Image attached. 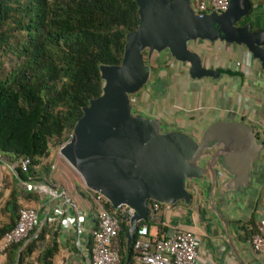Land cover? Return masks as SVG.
<instances>
[{"label":"water","instance_id":"obj_1","mask_svg":"<svg viewBox=\"0 0 264 264\" xmlns=\"http://www.w3.org/2000/svg\"><path fill=\"white\" fill-rule=\"evenodd\" d=\"M136 3L139 24L126 35L120 65L100 67L102 94L84 108L59 149V155L78 173L87 190L101 194L113 209L126 206L134 210L125 232L128 243L139 224L147 220L151 202L189 204L187 182H201L208 172L214 187L217 179L213 165L218 161L219 172L233 177L230 186L246 187L258 153L264 148L253 128L242 122H214L196 142L178 131L164 132L158 121L134 115L129 102V96L137 94L150 78L151 68L143 60L145 50L149 58L167 53L187 64L194 80L218 76L205 69L189 48L198 40L243 45L264 68V31L252 32L248 25H237L248 16L250 0H230L225 13L205 16L195 13L192 0ZM207 154L210 161L204 160Z\"/></svg>","mask_w":264,"mask_h":264},{"label":"crops","instance_id":"obj_2","mask_svg":"<svg viewBox=\"0 0 264 264\" xmlns=\"http://www.w3.org/2000/svg\"><path fill=\"white\" fill-rule=\"evenodd\" d=\"M250 3L251 10L241 23L248 25L252 32L264 31V0H250ZM189 48L200 57L205 69L217 72L218 76L191 79L187 64L175 61L167 53L155 54L149 81L135 95L131 105L134 115L158 121L164 132L178 131L196 142L214 122H242L252 127L257 142L264 144V127L260 124L264 114V68L260 61L243 45L218 40H198L190 43ZM204 160L210 161V155L207 154ZM0 170L5 173L0 192L3 194L2 207L13 188L25 190L15 173H9L1 166ZM213 170L217 179L214 187L209 172L201 182H187L191 194L189 204L180 201L174 205H160L156 220L146 224L150 237L167 238L174 231L199 236L202 241L196 264H264V258L249 246V231L245 229L250 219L255 225L258 212L264 206V148L258 153L246 187L230 186L228 182L233 177L219 172V161L213 165ZM55 187L65 191L81 214L78 247L74 244L75 227H64L62 218L55 217L59 201L50 204L47 197L35 193L31 194L32 198L18 197L17 201L38 211L40 229L44 224L47 226L48 234L42 246L52 242L57 244L53 264H88V247L97 227L95 211L92 205L89 210L79 209L65 188ZM67 212L73 215L72 209ZM4 214L9 216L8 222L11 219L15 222L16 214L10 206ZM39 254L40 250L36 249L31 256L38 257Z\"/></svg>","mask_w":264,"mask_h":264},{"label":"trees","instance_id":"obj_3","mask_svg":"<svg viewBox=\"0 0 264 264\" xmlns=\"http://www.w3.org/2000/svg\"><path fill=\"white\" fill-rule=\"evenodd\" d=\"M138 24L136 0H0V58L11 54L19 62L0 78V153L30 160L26 173L16 169L20 180L55 186L43 177L50 168L37 167L49 156L52 144L62 145L69 138L84 108L101 96L100 67L120 65L126 35ZM14 31L23 37L13 44ZM31 194L13 188L4 200L0 239L15 224L8 222L6 207L17 218L22 206L18 197L28 199ZM105 206L113 210L108 203ZM149 223L147 218L139 226ZM245 226L248 236L256 231L252 219ZM127 229L128 223H121L120 258L123 264H134ZM34 233L21 251V245L8 248L3 264H26L36 249L39 264H53L57 244L42 246L47 226L32 237Z\"/></svg>","mask_w":264,"mask_h":264},{"label":"built area","instance_id":"obj_4","mask_svg":"<svg viewBox=\"0 0 264 264\" xmlns=\"http://www.w3.org/2000/svg\"><path fill=\"white\" fill-rule=\"evenodd\" d=\"M193 9L198 16H205L211 13H225L230 6V0H192ZM135 100L132 98L130 103ZM264 127V114L260 120ZM0 166L9 173L21 169L26 173L30 166L28 158L14 160L0 153ZM54 168V167H53ZM5 173L0 170V192L4 185ZM20 181L22 189L32 192L38 196L47 197L50 201H59L55 209V217L62 218L64 227L73 225L76 232L75 246L80 243L81 214L74 203L66 196L64 190L39 184L33 181ZM89 198L94 205L97 227L92 232L91 247L89 250L88 264H123L120 258L121 244L119 234L121 223H128L134 217V210L121 206L118 209L109 211L106 209L107 200L99 193L87 191ZM1 200V199H0ZM109 204V203H108ZM73 210V215L67 212ZM160 204L151 202L149 204L148 219L150 222L156 220ZM48 222V217L46 218ZM1 224V221H0ZM40 220L38 211L28 205H22L18 212L15 224L0 239V264H3L5 251L13 245H21L19 251L29 241L30 234L35 231L32 237L40 231ZM256 231L249 238V246L258 255L264 258V206L259 210L255 222ZM201 238L191 232L174 231L167 238L150 237L146 224L139 226L134 234L132 252L134 264H196L198 249L201 245ZM26 264H39L38 257L30 256Z\"/></svg>","mask_w":264,"mask_h":264},{"label":"rangeland","instance_id":"obj_5","mask_svg":"<svg viewBox=\"0 0 264 264\" xmlns=\"http://www.w3.org/2000/svg\"><path fill=\"white\" fill-rule=\"evenodd\" d=\"M22 37V35H18L14 31L13 36L11 37V42L14 44L16 40H19ZM154 55L155 54L151 55V57L149 58L148 51H144L143 60L150 67L154 64ZM18 64L19 62L14 55L12 56L11 54H7L5 56H2L0 58V78L3 79L7 75H9L12 70L18 66ZM135 95L129 96V102L132 98H134L135 100ZM130 105H132V103H130ZM66 141L62 145H57L55 143L50 146L49 156L43 160L42 164L39 167H37V171L45 166L49 167L50 173L47 177H43H45V179L48 182H51L53 185L65 188L68 196L76 202L79 209L89 210L91 209V205L94 208V205L87 194V191L89 190H87L84 186L83 180L78 175V173L66 162L64 158L59 155V149L66 143ZM78 193L82 196L84 195L85 198L89 200L82 199Z\"/></svg>","mask_w":264,"mask_h":264},{"label":"flooded vegetation","instance_id":"obj_6","mask_svg":"<svg viewBox=\"0 0 264 264\" xmlns=\"http://www.w3.org/2000/svg\"><path fill=\"white\" fill-rule=\"evenodd\" d=\"M238 26H242V25H245L244 23L242 24L241 22H239V24H237Z\"/></svg>","mask_w":264,"mask_h":264}]
</instances>
